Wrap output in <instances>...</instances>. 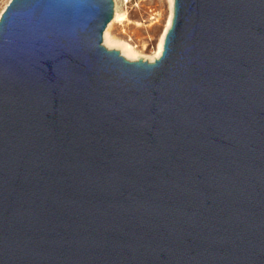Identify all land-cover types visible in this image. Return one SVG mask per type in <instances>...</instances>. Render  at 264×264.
Listing matches in <instances>:
<instances>
[{"label":"water","instance_id":"95a60500","mask_svg":"<svg viewBox=\"0 0 264 264\" xmlns=\"http://www.w3.org/2000/svg\"><path fill=\"white\" fill-rule=\"evenodd\" d=\"M114 5L0 16V264H264V0H174L153 61Z\"/></svg>","mask_w":264,"mask_h":264},{"label":"rangeland","instance_id":"374dc122","mask_svg":"<svg viewBox=\"0 0 264 264\" xmlns=\"http://www.w3.org/2000/svg\"><path fill=\"white\" fill-rule=\"evenodd\" d=\"M10 0H0V16ZM119 13H125L123 21L110 23V35L121 41L131 43L138 53V58L129 60L153 61L158 50V44L168 18L170 16L169 0H114ZM115 10V9H114ZM109 23V24H110ZM108 24V25H109ZM108 27V26H107ZM109 49L120 50L118 46H108ZM126 57V56H125ZM127 58V57H126Z\"/></svg>","mask_w":264,"mask_h":264},{"label":"bare ground","instance_id":"6f19581e","mask_svg":"<svg viewBox=\"0 0 264 264\" xmlns=\"http://www.w3.org/2000/svg\"><path fill=\"white\" fill-rule=\"evenodd\" d=\"M170 1V16L168 18V21L166 23L165 29L163 31V33L161 34L160 40H159V44H158V50L155 53V56L153 57V60H155L156 58H158L163 51V47H164V41H165V37L167 34L168 29L171 26L172 23V19H173V11H174V0H169ZM115 7V6H114ZM114 17H113V22L115 21H123L126 18L125 13H119L117 10V7L114 8ZM112 25V23H110L108 25V27L106 28L105 32H104V42L106 45L108 46H118L119 48H121L123 54H125V56L129 59H136L138 58V53L136 51V49L134 48V46L127 42V41H121L115 37H112L110 35V26Z\"/></svg>","mask_w":264,"mask_h":264}]
</instances>
